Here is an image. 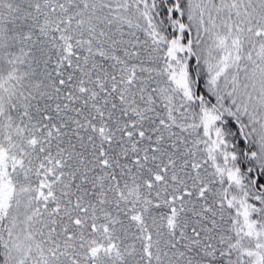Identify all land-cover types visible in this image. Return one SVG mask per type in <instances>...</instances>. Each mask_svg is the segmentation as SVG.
<instances>
[{"label": "snow or ice", "instance_id": "6c2138e0", "mask_svg": "<svg viewBox=\"0 0 264 264\" xmlns=\"http://www.w3.org/2000/svg\"><path fill=\"white\" fill-rule=\"evenodd\" d=\"M0 264H264V0H0Z\"/></svg>", "mask_w": 264, "mask_h": 264}]
</instances>
